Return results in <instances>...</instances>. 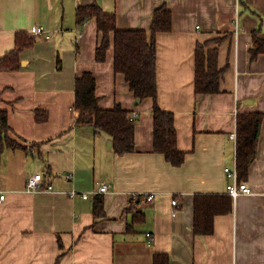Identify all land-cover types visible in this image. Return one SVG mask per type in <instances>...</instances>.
Returning a JSON list of instances; mask_svg holds the SVG:
<instances>
[{"label": "crops", "instance_id": "0c3cea01", "mask_svg": "<svg viewBox=\"0 0 264 264\" xmlns=\"http://www.w3.org/2000/svg\"><path fill=\"white\" fill-rule=\"evenodd\" d=\"M95 1L116 16L119 30L148 31L157 8L172 11V30L157 36L158 101L175 115L182 166L154 152V102L138 104L115 72L113 38L106 61L97 62V20L76 21L78 7ZM35 26L51 38L34 39ZM257 30L264 39V0H0V58L16 49L17 32L34 42L21 51L18 70H0V110L9 114L13 137L30 149H6L0 159V192L7 195L0 205V264H153L156 254L169 255L170 264H264V121L244 180L250 194L215 218L212 235L194 232L196 195L228 194L225 168L236 164L231 135L238 114L264 113V54L251 55ZM216 38H225L221 92L197 94V44ZM85 72L96 78L102 109L120 104L138 113L134 152L119 155L109 135L76 126V80ZM37 110L48 113L46 122H36ZM37 173L51 175L55 191L27 193V179ZM102 183L109 191L100 195L105 216L97 218L96 197L81 194ZM150 194L153 201L138 202ZM137 212L144 222H134Z\"/></svg>", "mask_w": 264, "mask_h": 264}, {"label": "trees", "instance_id": "16d2710c", "mask_svg": "<svg viewBox=\"0 0 264 264\" xmlns=\"http://www.w3.org/2000/svg\"><path fill=\"white\" fill-rule=\"evenodd\" d=\"M96 19L100 34V43L96 52L97 62L104 63L114 39L115 72L123 74L130 85L131 91L142 102L152 99L154 102V152L163 154L166 160L175 167L185 163L186 153L178 147V136L175 126V115L161 108L158 101V49L157 36L170 32L173 27V14L167 5L155 10L152 26L145 30H119L115 15L107 14L95 1L90 5H80L76 13L78 25ZM260 30L254 32V45L251 48L252 60L264 54V39ZM225 38L210 39L198 43L195 51L197 94L214 95L221 92L222 82L227 67H219V48ZM33 39L25 31L16 34V49L0 58V70L12 71L21 67V51L33 45ZM97 81L90 72H85L76 80V96L73 106L78 113L76 126H92L95 132L109 135L113 141V149L119 155L132 153L136 150L135 131L136 120H131L132 111L120 104L112 109H102L100 98L96 93ZM36 122L43 123L49 118L46 111H36ZM264 113H239L237 118V169L239 179H248L250 167L257 156ZM10 125L9 114L0 110V159L6 149H24L30 151L27 145L14 138ZM41 143L34 147H40ZM33 148V147H32ZM144 196H139L138 202ZM194 232L199 236H209L215 230V218L229 214L234 209V199L228 194L207 195L195 197ZM94 214L97 218L105 216L104 198L95 199ZM145 221L144 215L137 212L135 223ZM153 264H170V256L156 254Z\"/></svg>", "mask_w": 264, "mask_h": 264}, {"label": "built area", "instance_id": "2783aa9c", "mask_svg": "<svg viewBox=\"0 0 264 264\" xmlns=\"http://www.w3.org/2000/svg\"><path fill=\"white\" fill-rule=\"evenodd\" d=\"M32 36L37 40H48L51 38L50 31L44 26H35L32 30ZM138 117V113H133L131 115V120H136ZM231 139L237 143V133L231 135ZM226 180L228 183L227 193L234 200H236L241 195L250 194V189L246 182L241 181L239 179V172L237 169V159L234 167H226L225 168ZM55 191V186L53 183V178L51 175H45L42 173H37L32 176H29L26 182V192L29 194H35L39 192H52ZM109 191V185L106 183H102L98 190L93 193H84L81 194V197L84 199H90L92 196L97 197L99 195L105 194ZM78 195L77 192H72L70 194L71 198H74ZM7 195L4 192H0V205L4 204L6 201ZM156 198L155 194L146 195L143 197L145 202H151ZM172 205L174 208H178L180 206V201L178 198L172 200ZM174 215H176V211H174ZM148 244L151 245L153 242V237L150 233L147 234Z\"/></svg>", "mask_w": 264, "mask_h": 264}, {"label": "water", "instance_id": "95a60500", "mask_svg": "<svg viewBox=\"0 0 264 264\" xmlns=\"http://www.w3.org/2000/svg\"><path fill=\"white\" fill-rule=\"evenodd\" d=\"M24 64V63H23ZM141 102V100L140 99H137V103L139 104ZM246 104H252V101H250V103H246ZM110 146L112 145V143H110L109 144ZM32 159H30V161H31ZM30 161H29V163L28 164H30Z\"/></svg>", "mask_w": 264, "mask_h": 264}]
</instances>
